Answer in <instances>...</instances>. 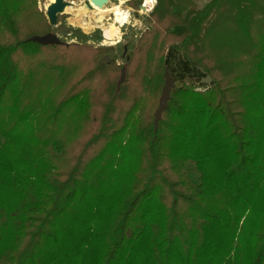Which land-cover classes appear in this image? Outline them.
Listing matches in <instances>:
<instances>
[{
  "label": "trees",
  "instance_id": "16d2710c",
  "mask_svg": "<svg viewBox=\"0 0 264 264\" xmlns=\"http://www.w3.org/2000/svg\"><path fill=\"white\" fill-rule=\"evenodd\" d=\"M147 16L119 63L0 0V264H264V0Z\"/></svg>",
  "mask_w": 264,
  "mask_h": 264
},
{
  "label": "rangeland",
  "instance_id": "374dc122",
  "mask_svg": "<svg viewBox=\"0 0 264 264\" xmlns=\"http://www.w3.org/2000/svg\"><path fill=\"white\" fill-rule=\"evenodd\" d=\"M50 1L51 0H39V6L45 11ZM71 1H73V4L68 6L65 12L61 14L60 21H62L63 28L66 29L70 25L76 28L78 33L77 36L73 38L65 37L66 35H63L64 33H60L61 37L64 36V39L69 41L82 40L92 45H109L121 41L122 46H124V51L118 52L119 63L125 62L127 54L137 43L139 32L151 23L147 16L149 14L143 13L139 8L130 4L127 0H109L103 7L93 4L90 0ZM209 1L210 0H194V6L197 9L202 8ZM117 5H120L124 12L123 20L116 19L115 9ZM125 19L127 22L121 25ZM110 24H115L118 27V33L113 38H108L105 34V28ZM74 33L75 32H73V34ZM99 33L102 34L101 39ZM84 35L88 36L82 37ZM121 52L123 53L121 54ZM101 61L104 62L105 59H101ZM123 66L125 67V64H123ZM191 169H193V167ZM195 176H197V173H195Z\"/></svg>",
  "mask_w": 264,
  "mask_h": 264
},
{
  "label": "water",
  "instance_id": "95a60500",
  "mask_svg": "<svg viewBox=\"0 0 264 264\" xmlns=\"http://www.w3.org/2000/svg\"><path fill=\"white\" fill-rule=\"evenodd\" d=\"M90 1L93 4L100 6V7L105 6L109 2V0H90ZM72 4H73V1L71 0H51L45 8V14L50 24L53 26L58 25L59 14L64 13L66 8ZM140 7H142V4H140ZM30 39L43 43V44L62 42L58 33L54 31L48 32L44 35H35V36H32ZM200 69L204 73L202 77V81L205 83H211L212 81L211 75L207 73V71H205L202 67ZM124 77H125V67L123 66L122 74H121L119 82H121L124 79ZM175 80H176V77L170 73L169 69H166L165 70V81H164L160 99H159V106L155 111V118H154L155 131L158 128V122L161 119L162 111L165 109L168 99L170 98L171 88Z\"/></svg>",
  "mask_w": 264,
  "mask_h": 264
},
{
  "label": "bare ground",
  "instance_id": "6f19581e",
  "mask_svg": "<svg viewBox=\"0 0 264 264\" xmlns=\"http://www.w3.org/2000/svg\"><path fill=\"white\" fill-rule=\"evenodd\" d=\"M124 12L122 11V8L120 5L116 6L115 9V15L116 19L123 20L124 18ZM118 33V27L115 24H110L108 27L105 28V34L108 38H113Z\"/></svg>",
  "mask_w": 264,
  "mask_h": 264
},
{
  "label": "built area",
  "instance_id": "2783aa9c",
  "mask_svg": "<svg viewBox=\"0 0 264 264\" xmlns=\"http://www.w3.org/2000/svg\"><path fill=\"white\" fill-rule=\"evenodd\" d=\"M141 4L142 7L139 6V10L143 13L149 14L153 10L156 0H143ZM126 22L127 20L125 19L121 25L125 24Z\"/></svg>",
  "mask_w": 264,
  "mask_h": 264
}]
</instances>
